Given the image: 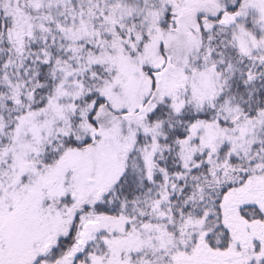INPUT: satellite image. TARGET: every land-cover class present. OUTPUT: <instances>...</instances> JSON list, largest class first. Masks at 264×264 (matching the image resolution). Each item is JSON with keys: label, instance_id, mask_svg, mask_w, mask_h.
Segmentation results:
<instances>
[{"label": "snow or ice", "instance_id": "snow-or-ice-1", "mask_svg": "<svg viewBox=\"0 0 264 264\" xmlns=\"http://www.w3.org/2000/svg\"><path fill=\"white\" fill-rule=\"evenodd\" d=\"M0 264H264V0H0Z\"/></svg>", "mask_w": 264, "mask_h": 264}]
</instances>
